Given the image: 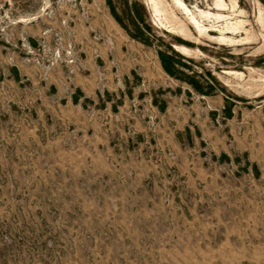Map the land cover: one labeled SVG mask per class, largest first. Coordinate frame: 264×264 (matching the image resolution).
Wrapping results in <instances>:
<instances>
[{"label":"rangeland","instance_id":"1","mask_svg":"<svg viewBox=\"0 0 264 264\" xmlns=\"http://www.w3.org/2000/svg\"><path fill=\"white\" fill-rule=\"evenodd\" d=\"M161 1L0 0V264H264V0Z\"/></svg>","mask_w":264,"mask_h":264},{"label":"bare ground","instance_id":"2","mask_svg":"<svg viewBox=\"0 0 264 264\" xmlns=\"http://www.w3.org/2000/svg\"><path fill=\"white\" fill-rule=\"evenodd\" d=\"M148 2H149V5L154 10V12L157 13V14H159L160 12H162V10H165L167 8V4L166 3H163L161 0H148ZM170 2H171V4H170L171 6L173 5V6H175V8H180L183 11V13L186 14L192 22L198 23L195 15L191 12V10L189 9V7L184 3L183 0H170ZM218 5L225 7V5L222 3V1H218ZM203 16H206L207 18L214 17L215 19H221V18L224 17V15H222V14H218V13L212 14V13H209V12L204 13ZM174 21H175V18H173L170 21V23H172ZM228 25H230V24H228ZM231 25H232V23H231ZM233 26H234V24H233ZM180 30H183V27ZM177 48L179 50H181V52H183V53H185L187 55H190L192 53V51L190 49H188V48H186L184 46H177Z\"/></svg>","mask_w":264,"mask_h":264},{"label":"trees","instance_id":"3","mask_svg":"<svg viewBox=\"0 0 264 264\" xmlns=\"http://www.w3.org/2000/svg\"><path fill=\"white\" fill-rule=\"evenodd\" d=\"M168 59H171L170 57H168V56H166V59H164L165 61H164V65L167 67V69L170 71V72H172L171 70H170V68L168 67V63H167V60Z\"/></svg>","mask_w":264,"mask_h":264}]
</instances>
